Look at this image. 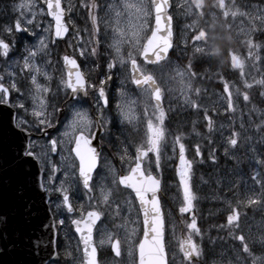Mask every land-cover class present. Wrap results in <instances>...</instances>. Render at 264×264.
I'll return each instance as SVG.
<instances>
[{
    "label": "snow or ice",
    "instance_id": "6c2138e0",
    "mask_svg": "<svg viewBox=\"0 0 264 264\" xmlns=\"http://www.w3.org/2000/svg\"><path fill=\"white\" fill-rule=\"evenodd\" d=\"M44 4L46 12L42 7L37 12L33 11L37 7L35 0H21L13 7L14 17L0 24V64L5 66L0 73V108L7 110L6 123L16 137L7 144L0 139V264H5V257H10L8 264H75L76 257L60 235L66 224L78 234L76 251L82 245L80 264H101L99 249L104 245L110 246L114 264H122L125 248L128 264H264V233L253 237L244 226L247 215L241 211L254 205L264 207V153L258 152L253 138L243 132L242 119L239 125L229 121L222 154L239 165L236 149L247 145L256 165L251 179L260 186L261 193L258 199L249 196L245 200L238 191L239 183L228 189L234 199L227 201L225 223L214 226L217 231L227 232L231 243L227 254L216 252L217 240L224 238L206 236L196 214L198 197L192 181L194 166L205 163V146L195 144L189 159L179 125L172 134L171 149L175 155L178 147L176 173L183 193L178 213L186 234L176 236L175 220L163 208L159 195L163 150L168 147L166 139L170 134L165 125L173 111L171 107L166 111L163 105L173 91L168 85L178 82L183 103L197 113L203 111L209 133L215 130L209 110L190 95L199 97L202 92L200 88L193 89L192 81L208 76L207 70L197 71V63L221 54L218 47L209 45V31H215V24L201 26L200 21L222 18L234 23L239 19L240 34L246 37L240 52L227 51V63L239 71L242 85L229 81L222 72L215 73L217 82L223 85L225 113L232 114L237 102L251 103L248 90L253 83L247 81L245 61L264 63V58L254 51L264 52V42H255L257 33L264 34V0L259 4L216 0L210 6L204 0H79L78 5L44 0ZM77 7L84 14L83 28L72 22ZM177 10L186 18L195 17L181 30L179 41L172 14ZM41 16L51 17L54 25L50 22L44 27L37 19ZM245 20L252 26L245 28ZM228 30H232V23ZM59 41L72 49L71 54L66 51L62 56L69 67L66 79L63 75L57 79L48 71L52 67L54 72L50 46ZM105 47L109 50L106 64L87 67L90 60L100 58V49ZM244 48L247 56H242ZM177 49L187 59L186 64L173 60ZM94 72L102 78L93 80ZM115 73L123 79L113 97L109 85ZM254 84L264 88V78L254 80ZM126 89L134 90L137 98L130 99ZM259 95L264 97V91ZM112 99L119 100L115 108L121 123L131 124L137 119L133 106L138 104L143 105L142 117L146 120L140 144L133 145L125 136L123 147H117L113 159H119V171L103 155L104 138L111 136L115 126L109 115ZM254 131L261 133L259 143L264 146V112ZM37 135L47 149L39 155L33 142ZM98 137L99 146H94ZM213 143L214 140L208 142L207 160L215 165L219 159L211 147ZM133 147L134 153L129 154ZM51 154L60 156L62 170L49 159ZM71 191L85 201L79 205L78 219H69L77 211ZM128 224L139 228L129 231ZM217 256L219 259L214 258Z\"/></svg>",
    "mask_w": 264,
    "mask_h": 264
},
{
    "label": "rangeland",
    "instance_id": "374dc122",
    "mask_svg": "<svg viewBox=\"0 0 264 264\" xmlns=\"http://www.w3.org/2000/svg\"><path fill=\"white\" fill-rule=\"evenodd\" d=\"M8 2V1H6ZM21 2V0L15 4L18 5ZM37 7L33 9V11H40L41 7L44 8V0H35ZM175 3H183L184 0H174ZM216 0H204V3L206 5H212L215 3ZM241 0H237V3L239 4ZM245 2L249 4H259L260 0H245ZM15 5H12L11 7L8 6V8L5 7V3L0 1V24H4L8 19H11L14 17L15 13L13 12V7ZM67 5V3H65ZM231 8V5H229ZM245 9H241L243 11ZM174 15V30L176 39L179 41V35L181 30L186 24H190L193 22L195 17L193 18H186L184 13L177 10L172 13ZM217 16H219V13H217ZM37 19L42 23L44 27H47L49 25L48 21L42 19V17H37ZM72 22H74L77 27L83 28L85 26L84 22V14L83 11L77 7L76 9V15L72 17ZM211 24H210V23ZM215 24V31H209L211 34L216 37L220 38L221 40L213 39L211 36V39H209V45L215 46L220 49V55L216 56L210 60H202L197 63V71L204 72L207 70L208 76L204 77L201 76L200 79H196L192 81L193 89L200 88L202 89V92L199 97L195 96L194 94L190 93L192 95V98L197 101L201 105L202 108H207L209 110L208 114L212 116V119L215 122V130L212 133H209L207 128V123L203 119V111L197 113L193 111L190 107L185 105L183 103L182 95L179 91V84L178 82H172L168 85L169 88L173 89L172 93L167 96L164 100V104H166V109L168 110L169 107L173 109L172 112L169 113V116L173 117L177 114H182V117H179L180 119H183V125L187 126V131H184L183 134L185 136V144L186 147L189 148L188 152V158L192 155L189 153L192 152V147L199 143L201 145H204V151H208V142L210 140H214L215 143L211 145V147L216 150L217 156L219 159V162L217 164H212L208 160L205 162V166L208 169L207 176H209V186L205 189L198 190L194 187L195 194H199L203 198V202L205 203L207 209L214 213L213 215L217 214L220 216H223L222 220L226 219V216L228 215V204L227 201L233 200V196L231 193L228 192V189L232 187L234 184L239 183V193L241 198L247 199V197H252L253 199H258L260 197L261 189L258 184H256L251 179V174L253 170L256 168L255 163L252 160L251 153L249 151V148L247 145H244L242 147H239L236 149V155L240 158L239 165H236L231 160H226L223 156V138L227 137L229 135V121L235 122L237 125L241 123V119L243 120V123L245 125L243 132L247 136H251L253 138L252 143H255V146L257 148L258 152L264 153V146L259 143L261 138V133H258L254 131L256 124L260 122V113L264 112V97H261L259 95L260 91H264V88H260L258 85L254 84V80H259L261 78H264V63H261L259 61L254 60H246L245 61V73L246 78L249 83H253V88L249 91V95L251 97V103L243 104L240 102L236 103V112L232 114H226L225 113V101L222 99V88L223 85L218 83V77L215 75L217 72H222L224 77L228 79L229 81H234L237 83V85H242L241 77L239 75L238 70H233L230 66V63H227L228 56L227 51L228 49H236L238 52L241 51L243 47V41L246 39L245 36L240 34V20L237 19L234 23L229 21H224L222 18H218L215 21L213 19H205L203 21H200L201 26H211ZM232 23V30H228V24ZM251 23L248 20L244 21V27L248 28L251 27ZM39 32V30H37ZM41 36H47L45 33H40ZM69 39L71 37H68ZM54 39V38H53ZM30 43H36V40L29 41ZM46 43H48V39L45 40ZM256 43L264 42V34L257 33L255 37ZM50 51L52 53L50 59L54 62V72L53 68L50 67L48 69L50 74H54L57 79L63 75L64 72L62 70V55L67 51L72 53L71 48H67L66 44L63 42H57L55 46H50ZM178 51V50H177ZM257 52L258 55H260L262 58H264V52L259 50H254ZM101 52V59H95L90 60L87 64V67L89 68H95L97 64L104 66L106 64V57L109 56V50L105 48L100 49ZM242 56H247V49L244 48L242 52ZM173 60L176 61V59L173 57ZM177 62V61H176ZM43 67V66H42ZM82 67H84L82 65ZM5 71V66L0 64V73H3ZM7 71H11V69H7ZM167 75V74H166ZM119 76V78H118ZM93 80H97L102 78V76L97 75V73H93L92 76ZM121 79H123V76H120L119 73L113 74V80L111 81L109 85V90L111 91V96H115L118 90L120 89V83ZM243 87L241 86V91H244ZM128 92V96L130 99H136V92L132 89H126ZM226 95V94H224ZM115 104L119 103L118 99H114ZM85 107H88L85 105ZM135 108V115L137 117L136 120H134L131 124H128L126 122L121 123L120 118L117 115V118H115V122L118 123L121 127H128L137 130L138 126L141 125L143 129H139L138 131H127L125 133V136L129 138V142L133 145H138L142 142V140L145 137L146 133V120L142 117L143 112V105L138 104L133 106ZM109 115L113 118L112 114L109 112ZM114 120V119H113ZM195 122V124L193 123ZM166 129L170 133L167 136L166 142L168 143V147L164 149V156L162 157V175H163V181H162V194L166 198V202L162 201L163 208L166 212L170 213L172 218L175 220L176 225V236L178 237V231L179 226L177 225V221L180 222V224H183V220L180 217V214L178 213V208L181 206L183 193L182 189L179 186V177L176 173V167L178 164V147L176 154L173 155L172 149H171V141H172V134H174L173 131H171L168 128V122L166 123ZM223 126V127H221ZM193 127H195V136L190 139L188 142L187 137L193 134ZM237 130H240L237 128ZM139 132L141 134L139 136H136ZM196 133H200V135H196ZM123 135L122 137L125 138ZM34 145L36 144L37 152L36 154L39 155L42 151H47V149L44 147L45 142L42 139H34ZM103 155L107 156L108 159L115 165V168L117 171L121 169V163L119 159H113L114 155L117 156V150L114 148L113 140L110 137L104 138V147H103ZM134 147L130 150L129 154L134 153ZM113 154V155H112ZM64 155H67L65 152ZM168 157H172V159H168ZM49 159L56 165L58 169H63V165L60 162V156L57 154V156L50 155ZM123 167L126 169L128 166L123 165ZM155 174V173H154ZM59 175V173H58ZM159 178V177H158ZM60 179H63L62 176H60ZM220 181V183H218ZM57 186H59V180H57ZM68 187V185H66ZM72 201L74 202V208H76V214L73 216H69V219L72 218H79V205L84 203L85 201L82 200L78 193L75 191L70 192ZM53 199H56L54 196ZM123 200V197L121 198ZM234 206V204H233ZM242 212L246 213L247 219L245 221V228L246 230H250L251 235L253 237H258L262 233H264V207H261L260 205H254L250 208H242ZM135 209H133V215L131 219H135ZM65 215H67L65 213ZM125 219L128 218V213H124ZM61 217H58V219ZM219 221V219H216ZM225 223V221H224ZM223 223V224H224ZM139 228V225L136 224H128L127 228L130 231L131 228ZM215 231L213 233L208 232L205 233V235H211L213 239H216L217 237H223V240H217V247L216 252H224L228 253V250L231 247V243L228 240L227 232L226 231ZM67 233V239L64 240V236ZM62 242L66 245H68V250L73 252V255L76 257L75 264H80V257L81 250L76 251L78 247V240L74 232L72 231V227L70 224H66L65 228L60 233ZM124 233L121 232L120 236L123 237ZM98 237V236H97ZM95 237L97 243L99 242L98 238ZM173 244H175V240L172 241ZM109 245H104L103 247H108ZM80 249V246H79ZM104 249V248H103ZM61 251L63 252V248H61ZM216 259H219V256L214 257ZM227 258V257H226ZM99 260L101 261V264H114L113 256H102L99 257ZM72 264V262H70ZM122 264H128V256H127V249L125 248L124 254H123V260Z\"/></svg>",
    "mask_w": 264,
    "mask_h": 264
},
{
    "label": "trees",
    "instance_id": "16d2710c",
    "mask_svg": "<svg viewBox=\"0 0 264 264\" xmlns=\"http://www.w3.org/2000/svg\"><path fill=\"white\" fill-rule=\"evenodd\" d=\"M178 59L182 64L187 63V59L183 55L178 56ZM189 154L192 155V152H190ZM190 158L192 159L191 156H190ZM194 169H195V175L193 177L194 185L195 186H201L203 184V182H206L208 180L206 168L204 167V164H198L197 163L194 166ZM197 210H196L197 211L196 214L199 218L200 227L204 230V232L207 233L210 231V229H209L210 223L209 222H212V220L210 218V214H213V213L207 212L206 208L203 205L200 206Z\"/></svg>",
    "mask_w": 264,
    "mask_h": 264
},
{
    "label": "water",
    "instance_id": "95a60500",
    "mask_svg": "<svg viewBox=\"0 0 264 264\" xmlns=\"http://www.w3.org/2000/svg\"><path fill=\"white\" fill-rule=\"evenodd\" d=\"M64 68H65L66 75H67L66 77H68L69 67L64 65ZM74 71L75 70H73V75H74ZM6 115H7V110L0 108V139H2L5 144L16 140L15 135L13 134V132L11 131V129L8 127L6 123ZM93 144L94 146H99L98 140L93 141ZM40 207L43 208L44 206L40 205ZM81 248H82V245H81ZM9 259L10 257H5V264H8Z\"/></svg>",
    "mask_w": 264,
    "mask_h": 264
},
{
    "label": "bare ground",
    "instance_id": "6f19581e",
    "mask_svg": "<svg viewBox=\"0 0 264 264\" xmlns=\"http://www.w3.org/2000/svg\"><path fill=\"white\" fill-rule=\"evenodd\" d=\"M183 115L182 114H177L174 116V120L176 121L177 124H183L184 120L183 119H180L179 117H182Z\"/></svg>",
    "mask_w": 264,
    "mask_h": 264
},
{
    "label": "flooded vegetation",
    "instance_id": "af4514ba",
    "mask_svg": "<svg viewBox=\"0 0 264 264\" xmlns=\"http://www.w3.org/2000/svg\"><path fill=\"white\" fill-rule=\"evenodd\" d=\"M65 107L67 108V105H65ZM60 119H64V117H61ZM38 136V135H37ZM36 138V137H35ZM35 151L37 152V148H36V144H35ZM63 177V176H62Z\"/></svg>",
    "mask_w": 264,
    "mask_h": 264
}]
</instances>
